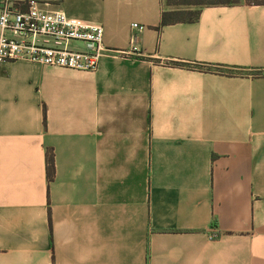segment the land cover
Masks as SVG:
<instances>
[{"label": "crops", "instance_id": "0c3cea01", "mask_svg": "<svg viewBox=\"0 0 264 264\" xmlns=\"http://www.w3.org/2000/svg\"><path fill=\"white\" fill-rule=\"evenodd\" d=\"M37 1L106 51L0 62V264H264V4Z\"/></svg>", "mask_w": 264, "mask_h": 264}, {"label": "built area", "instance_id": "2783aa9c", "mask_svg": "<svg viewBox=\"0 0 264 264\" xmlns=\"http://www.w3.org/2000/svg\"><path fill=\"white\" fill-rule=\"evenodd\" d=\"M133 27H145L134 23ZM105 28L70 17L62 10H51L45 3L30 0L21 10L6 2L0 9V62L24 60L78 71L95 72L105 54ZM138 35L133 37L138 50ZM73 42L85 49H74ZM217 228L211 239L218 237Z\"/></svg>", "mask_w": 264, "mask_h": 264}, {"label": "trees", "instance_id": "16d2710c", "mask_svg": "<svg viewBox=\"0 0 264 264\" xmlns=\"http://www.w3.org/2000/svg\"><path fill=\"white\" fill-rule=\"evenodd\" d=\"M243 0H167L168 5L173 8L171 11L163 13L162 24L167 25L176 22H195L200 15V8L206 5H235ZM249 4H264V0H244ZM173 65H186L184 63H172ZM254 75H264V70L254 71ZM49 174L54 173V157L52 153L48 155Z\"/></svg>", "mask_w": 264, "mask_h": 264}]
</instances>
